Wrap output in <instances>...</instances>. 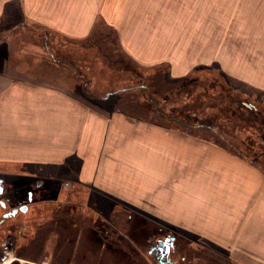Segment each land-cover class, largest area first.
<instances>
[{"label": "crops", "instance_id": "obj_1", "mask_svg": "<svg viewBox=\"0 0 264 264\" xmlns=\"http://www.w3.org/2000/svg\"><path fill=\"white\" fill-rule=\"evenodd\" d=\"M15 1L25 22L44 28V37L48 32L85 40L97 17H104L139 64L169 63L172 76L183 80L195 65L213 64L264 94V0H0V20ZM118 16L135 18L116 23ZM147 31L148 39H138ZM158 32L167 33L165 47L181 52L158 55ZM5 39L0 172L47 176L30 185L40 191L50 186L52 170L80 161L83 183L91 177L119 199L236 255L239 264H264L261 169L213 139L175 128V122L87 100L84 88L79 91L82 80L51 53L52 41L41 37L18 54L9 36Z\"/></svg>", "mask_w": 264, "mask_h": 264}, {"label": "rangeland", "instance_id": "obj_2", "mask_svg": "<svg viewBox=\"0 0 264 264\" xmlns=\"http://www.w3.org/2000/svg\"><path fill=\"white\" fill-rule=\"evenodd\" d=\"M134 18L118 16L115 22L126 19L133 23ZM26 22L19 1L11 3L0 20V41L9 36L12 51L18 54L41 37L49 45L52 41L51 53L63 62V70L82 80L79 91L84 88L87 100L161 123L174 121L159 115L157 107L174 115L184 113L199 127L191 125L188 129L230 151L246 153L264 169L263 93L220 73L213 64L195 65L194 72L184 80L172 76L169 63L152 67L139 64L121 46L117 30L107 25L104 17H97L93 32L85 40L48 32L44 37L43 27ZM138 34V39L144 40L150 33ZM166 35L157 33L158 55L180 53L179 48L165 47ZM5 51L3 47L0 55ZM211 118L216 131L207 128ZM80 165V161L67 162L52 170L55 177L46 179L50 186L40 191L30 185L43 182L47 176H31L15 169L0 172L15 201L30 190L26 211L9 217L8 226L14 229L8 243L4 246V239H0V246L12 248L17 257L28 261L15 264H239L236 255L147 208L119 199L95 185L91 177L86 176L83 183L77 174ZM66 182L70 186H65ZM143 185L136 186L147 187ZM169 234L176 237L169 255L171 262L161 263L152 246Z\"/></svg>", "mask_w": 264, "mask_h": 264}, {"label": "flooded vegetation", "instance_id": "obj_3", "mask_svg": "<svg viewBox=\"0 0 264 264\" xmlns=\"http://www.w3.org/2000/svg\"><path fill=\"white\" fill-rule=\"evenodd\" d=\"M0 179H2L1 185L3 187L2 188V192L0 193V209H1V216H0V239H4V241H5L4 246H5V244L8 243V240L11 237L10 234H12V231L14 229V227L12 225L8 226V223L7 222L9 220V217L12 218V216L13 215H17L19 213V211H23L20 208H22L24 206H26V208H27V205H25V204L28 203V201L30 200L29 199L30 190L27 189L26 192H25V195L24 196L22 195L21 196V199H19V200L17 199L15 201L13 199V197L9 195V190L7 191V189H6L5 179H4V177L2 175L0 176ZM33 193H34V191H33ZM33 193H32V195H33ZM7 194H8V196H7ZM17 197H19V195H17ZM14 209H18V211L16 213H13V210ZM25 211H23V212H25ZM158 241L153 244L152 251H154L153 253L158 257V260H160V258H161V252L158 249V247L160 245V243ZM4 246L3 245L0 246V248L3 249V254H4L5 249L6 250L10 249V250H12L14 252V250L12 248L4 247ZM14 254L16 256V253L15 252H14ZM17 262H19V260H16L13 264H15Z\"/></svg>", "mask_w": 264, "mask_h": 264}, {"label": "trees", "instance_id": "obj_4", "mask_svg": "<svg viewBox=\"0 0 264 264\" xmlns=\"http://www.w3.org/2000/svg\"><path fill=\"white\" fill-rule=\"evenodd\" d=\"M151 97V96H150ZM153 98V96L151 97V99ZM154 99V98H153ZM156 104L157 102L154 101ZM247 107L252 108L253 106H249L246 105ZM158 108V109H157ZM156 111L159 115L166 117L167 119L173 120L175 122V128H179V129H188L189 126L192 125L193 128L198 129L199 127L197 125H194V123L190 122V118L189 116L185 115L184 113L177 114L174 115L173 113L167 112L165 109L161 108V107H157ZM211 121V125H209L207 128H213V130L216 129V125L214 124V122H212V118L210 119ZM215 126V127H214ZM191 127V128H192ZM189 131H191L192 133H194L192 130L189 129ZM216 131V130H215ZM206 139H209V137L206 136ZM219 144V143H218ZM234 152V151H233ZM237 154H239L240 156H242L243 158H245L246 160H248L249 162H251L252 164H254L255 166H257L259 169H261L264 172V169L261 168L255 161L251 160L250 157H248V155H246V153L244 152H235Z\"/></svg>", "mask_w": 264, "mask_h": 264}, {"label": "water", "instance_id": "obj_5", "mask_svg": "<svg viewBox=\"0 0 264 264\" xmlns=\"http://www.w3.org/2000/svg\"><path fill=\"white\" fill-rule=\"evenodd\" d=\"M1 182H2V179H0V193L2 192V185H1ZM21 210L25 211L27 208L26 206L20 208ZM18 211V209H14L13 210V213H16ZM160 243L158 249L160 250L161 252V258H160V262L161 263H169L171 262L170 259H169V254L172 250V248L174 247V242H175V236L174 235H167L165 237V239L163 240H159L158 241Z\"/></svg>", "mask_w": 264, "mask_h": 264}, {"label": "built area", "instance_id": "obj_6", "mask_svg": "<svg viewBox=\"0 0 264 264\" xmlns=\"http://www.w3.org/2000/svg\"><path fill=\"white\" fill-rule=\"evenodd\" d=\"M69 182L65 183V186H68ZM16 260L23 262V259H20L15 256L12 250H5L3 256L0 258V264H13Z\"/></svg>", "mask_w": 264, "mask_h": 264}, {"label": "bare ground", "instance_id": "obj_7", "mask_svg": "<svg viewBox=\"0 0 264 264\" xmlns=\"http://www.w3.org/2000/svg\"><path fill=\"white\" fill-rule=\"evenodd\" d=\"M46 264V263H45Z\"/></svg>", "mask_w": 264, "mask_h": 264}]
</instances>
